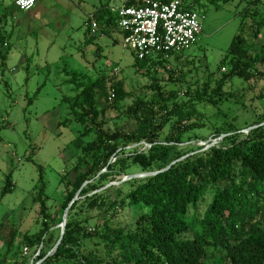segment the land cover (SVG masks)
I'll return each instance as SVG.
<instances>
[{
  "label": "rangeland",
  "instance_id": "rangeland-1",
  "mask_svg": "<svg viewBox=\"0 0 264 264\" xmlns=\"http://www.w3.org/2000/svg\"><path fill=\"white\" fill-rule=\"evenodd\" d=\"M185 1L196 3L204 11L202 35L195 46L180 54V58H170L168 64L153 68L149 74L135 68L134 54L124 48L120 31L105 30L104 12L120 6L121 0H39L30 13L19 11L5 0L0 8V33L4 38L0 42V54L7 58L3 62L0 57V264H40L36 261L41 247L30 248L25 239L43 230L40 204L35 201L39 185L36 165L44 168L49 214L57 222L51 231L53 240L46 249L48 254L62 235V224L58 221L64 197L80 175L91 174L95 169L91 145L97 141L96 136H83L84 127L77 121L79 116L70 108L76 102L81 103L80 94L84 88L100 81L103 88L96 96L97 111L101 116L104 114L101 121L105 131L130 134L137 123L126 112L136 101L143 102L139 115L157 120L164 115L160 110L161 95L167 97L170 91L181 92V89H191L195 95L203 90L205 83L214 87L221 73L229 72L228 68H223L221 73L218 69L238 34L245 37L249 46L263 49L264 0H258L255 5L251 4L256 0ZM93 13L94 18L89 19ZM86 21H90L92 29L95 23L97 31L87 38ZM257 31H260L259 37L255 38ZM94 36L96 43L87 46L86 40ZM258 68L264 72V65ZM170 69L175 74H171ZM69 74H78L81 79L77 83H81V89L71 84ZM171 75L173 79L179 77L180 81L172 82ZM118 82L133 94L122 103L109 99L111 85ZM262 94L264 79L251 82L233 79L218 100L219 106L196 103L198 115L189 123L201 125V128L184 134L183 139L207 141H188L174 148L165 142L170 136L168 128L159 140L161 146L151 152L145 151L155 156L156 163L151 170L145 171L133 156L135 150L144 151L150 145L143 142L125 146L123 142L121 150L125 154L121 162L116 159L109 162L114 169L106 181L99 177L108 172L106 169L99 175H91L93 180L82 188L87 194L79 195L75 208L68 211V219L81 222L89 234L106 230V225L114 230H136L144 211L130 207L126 196L138 183L125 185V182L132 180V176H142L135 179L143 180L147 174L160 171V166L173 163L180 155L192 151L189 149L212 144L217 129L233 125L243 139L250 129L262 127L264 123L256 125L264 116V99H259ZM178 99V103L189 100L184 95ZM173 126L181 127L176 118H173ZM31 147L35 148L34 155ZM29 157L36 165L28 162ZM10 174L12 193L4 194ZM206 204L201 207L202 213ZM13 234L12 251L6 255ZM96 242L88 239L84 251L105 255L104 246ZM216 257L220 258V253Z\"/></svg>",
  "mask_w": 264,
  "mask_h": 264
},
{
  "label": "trees",
  "instance_id": "trees-1",
  "mask_svg": "<svg viewBox=\"0 0 264 264\" xmlns=\"http://www.w3.org/2000/svg\"><path fill=\"white\" fill-rule=\"evenodd\" d=\"M181 1L187 4L190 10L205 18L204 11L196 6V3ZM257 1L251 5H255ZM211 2L228 3L229 0ZM107 7L105 5V8ZM104 17L106 31H120L110 9L107 8ZM89 32L88 30L86 35ZM259 32H256L255 38L259 37ZM96 39L94 36L86 40L85 44L93 45ZM3 41L0 33V42ZM255 46H249L245 37L238 34L218 69L221 73L223 68H228V74L221 73L214 87L205 83L203 90H198L195 95L191 89H181L182 93L170 91L167 97L161 95L160 110L164 112L161 119L139 115L143 110V102L136 101L126 112L127 116L137 123V128L130 134H111L105 131L101 121L104 114L101 116L97 111L99 102L96 99L103 84L96 81L84 88L80 94L81 103L76 102L70 108L79 116L77 121L84 127L83 136H96L97 141L91 145L95 169L91 174L77 178L73 189L64 197L58 222L63 223V216L72 203L71 210L75 208L78 193H81L80 197L87 194L82 188L93 180L91 175H99L106 169L108 172L99 177L101 181L108 180L114 169L109 162L116 159V162L120 163L121 156L125 154L121 150L123 142L126 143L125 146L143 142L150 145L144 147V151L135 150L133 154L135 162L145 171L151 170L156 163L155 156H149L145 151L151 152L161 146L159 140L168 128L170 136L165 138L168 146L176 148L187 144L188 141L206 142L207 139H183L184 134L194 133L201 128V125L189 123L198 115L196 103L219 106L218 100L223 97L225 87L233 79L247 82L263 80L264 72H260L258 67L264 65V47L259 50ZM0 57L3 62L7 59L1 54ZM134 57L135 68L139 71L146 70L149 74L153 68L165 66L170 60L162 57L155 61L139 60L135 54ZM176 57L180 58L181 55ZM169 72L175 74L173 69ZM69 77L71 84H76L78 89L82 88L81 83H77L81 79L78 74H69ZM171 81L179 82L180 78L173 79L171 75ZM105 93L108 95L107 91ZM183 95L189 100L178 103V98ZM132 96V93L126 91L123 83H114L110 87L109 99L116 103H122ZM259 99H264V94ZM173 118L178 120L181 127H172ZM262 123L264 116L256 125ZM242 138H239L238 130L233 125L217 129L213 139L218 140V143L211 148L206 149L205 146L189 149L192 151L180 155L173 163L160 166L158 170H165L164 172L143 180L132 179L125 182V185L138 183L126 196L130 207H139L144 211L138 219L136 230H114L106 225V230L89 234L81 222L69 218L61 245L51 256H48L46 249L52 244L51 231L57 222L49 214L44 168L36 165L32 157H29L28 162L38 167L39 185L35 201L40 204L43 218V230L39 235L25 238L30 248L41 247L36 263L264 264V125L251 129L249 134ZM31 149L34 155L35 148ZM127 175L130 174L125 176ZM12 188L10 174L3 193H12ZM205 202L206 209L202 213L201 207ZM93 204L97 205V202L93 200ZM14 239L15 234L11 237L6 255L11 253ZM88 239L96 240L97 245L104 246L105 255L86 253L84 247ZM217 253H220V258L216 257Z\"/></svg>",
  "mask_w": 264,
  "mask_h": 264
},
{
  "label": "built area",
  "instance_id": "built-area-1",
  "mask_svg": "<svg viewBox=\"0 0 264 264\" xmlns=\"http://www.w3.org/2000/svg\"><path fill=\"white\" fill-rule=\"evenodd\" d=\"M38 1L21 4L16 0L15 6L29 13ZM110 11L123 36L124 48L139 60L170 59L195 46L203 32L204 18L181 0H121V5ZM93 27L95 33V23Z\"/></svg>",
  "mask_w": 264,
  "mask_h": 264
},
{
  "label": "water",
  "instance_id": "water-1",
  "mask_svg": "<svg viewBox=\"0 0 264 264\" xmlns=\"http://www.w3.org/2000/svg\"><path fill=\"white\" fill-rule=\"evenodd\" d=\"M252 129H254V128H252ZM250 130H251V129H250ZM217 143H218V140H215V142H213L212 144H208V146H206V147H207L206 149L211 148L212 146L216 145ZM182 160H183V159H182ZM164 171H165V170H162V171H159V172H155V173H149V174H147L146 176H147V177H149V176H155V175L160 174V173H162V172H164ZM140 177H142V176H132V177H130V179H135V178H140ZM79 195H80V193H78V195L76 196L75 201L79 198ZM75 201H74V202H75ZM72 204H73V203H72ZM72 204L68 207V209L66 210V212H65V214H64V216H63L62 235H61V237H60V239H59L57 245L55 246L54 250H53L51 253H49L48 256L53 255V254L58 250L59 246L61 245V242H62L63 237H64V234H65L66 225H67V222H68V220H67V219H68V211L70 210Z\"/></svg>",
  "mask_w": 264,
  "mask_h": 264
},
{
  "label": "crops",
  "instance_id": "crops-1",
  "mask_svg": "<svg viewBox=\"0 0 264 264\" xmlns=\"http://www.w3.org/2000/svg\"><path fill=\"white\" fill-rule=\"evenodd\" d=\"M15 1L16 0H9V5L11 6L12 4H14V6H15ZM3 5H5V0H0V8L3 6ZM9 6V7H10ZM32 12V11H31ZM30 13V12H29ZM92 18H94V13L93 14H91V15H89V19H92ZM88 19V20H89ZM87 23H85V31L87 32V29L90 31L89 33H88V35H85V38H87V36H89V34L90 33H92L93 35L94 34H96L97 33V31H95V33H93V29L91 28V25H90V21H86ZM91 28V29H90ZM94 43H96L95 41H94Z\"/></svg>",
  "mask_w": 264,
  "mask_h": 264
},
{
  "label": "clouds",
  "instance_id": "clouds-1",
  "mask_svg": "<svg viewBox=\"0 0 264 264\" xmlns=\"http://www.w3.org/2000/svg\"><path fill=\"white\" fill-rule=\"evenodd\" d=\"M18 2L21 4H25V3L31 4L33 2V0H18Z\"/></svg>",
  "mask_w": 264,
  "mask_h": 264
}]
</instances>
